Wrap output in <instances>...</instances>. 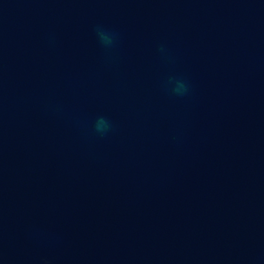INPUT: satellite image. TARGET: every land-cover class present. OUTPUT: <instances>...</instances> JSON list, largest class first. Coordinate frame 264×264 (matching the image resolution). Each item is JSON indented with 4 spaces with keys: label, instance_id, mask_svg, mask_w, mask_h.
<instances>
[{
    "label": "water",
    "instance_id": "water-1",
    "mask_svg": "<svg viewBox=\"0 0 264 264\" xmlns=\"http://www.w3.org/2000/svg\"><path fill=\"white\" fill-rule=\"evenodd\" d=\"M0 264H264V0H0Z\"/></svg>",
    "mask_w": 264,
    "mask_h": 264
},
{
    "label": "clouds",
    "instance_id": "clouds-1",
    "mask_svg": "<svg viewBox=\"0 0 264 264\" xmlns=\"http://www.w3.org/2000/svg\"><path fill=\"white\" fill-rule=\"evenodd\" d=\"M97 34L106 46H111L113 44L115 34L106 33L99 27H97ZM188 90V85L183 80H176L175 87L172 89V91L179 96L187 94ZM110 128V122L106 118L100 117L97 119L95 129L98 133L106 134L110 130Z\"/></svg>",
    "mask_w": 264,
    "mask_h": 264
}]
</instances>
